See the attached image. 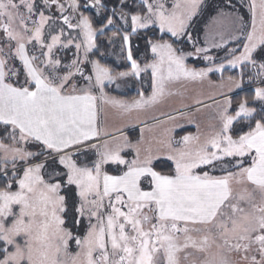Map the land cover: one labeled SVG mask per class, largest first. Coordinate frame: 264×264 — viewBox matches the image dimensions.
Listing matches in <instances>:
<instances>
[{
	"label": "snow or ice",
	"instance_id": "obj_1",
	"mask_svg": "<svg viewBox=\"0 0 264 264\" xmlns=\"http://www.w3.org/2000/svg\"><path fill=\"white\" fill-rule=\"evenodd\" d=\"M117 3L119 9L99 15L97 27L81 8L99 14L107 10L102 0H68L67 8L64 0H0V264H238L234 254L239 264H264V87L254 89L251 104L246 97L233 108L226 97L209 133L169 135L159 154L149 148L142 156L141 141L132 145L127 137L116 146L93 142L101 136L98 100L124 112L144 109L168 94L169 82L203 80L225 67L190 68L185 59L193 53L175 46L193 41L190 29L205 0ZM232 7V0H222L218 18L238 25L245 40L227 64L251 66L256 71L249 80L264 83V0L259 26L252 0L247 32L244 18L225 10ZM117 14L126 27L109 42L121 37L130 70L113 74L89 53L104 55L97 40L115 28ZM141 30L153 57L143 66L131 45ZM228 37L239 39L231 31ZM73 46L71 64L63 65L56 53ZM208 51L195 48L212 61ZM149 70L147 97L141 91L126 103L104 92L106 81ZM228 81L239 88L243 74ZM129 147L132 159L122 155ZM89 153L90 162L79 160ZM161 158L171 162L168 171L157 170ZM106 165H116V174ZM70 242L79 249L75 254Z\"/></svg>",
	"mask_w": 264,
	"mask_h": 264
},
{
	"label": "rangeland",
	"instance_id": "obj_2",
	"mask_svg": "<svg viewBox=\"0 0 264 264\" xmlns=\"http://www.w3.org/2000/svg\"><path fill=\"white\" fill-rule=\"evenodd\" d=\"M140 2V0H137ZM257 4V25L259 26L260 18V8L259 5L261 0H255ZM65 7L68 6V0H64ZM172 0H167V6H170ZM252 0H232L233 7L225 9L226 11L231 12L234 16L239 15L244 18V32L251 30V21L252 13L250 10ZM205 7L203 10L194 18V23L190 31L193 35V41H181V43L187 44L188 49L184 50L185 52H192L193 55L187 56L185 59V64L188 66L189 63H194L196 65H203L205 68L213 67L215 68L218 64H224V70L213 71L208 74L203 80H187L181 79L179 81H172L166 85V94L162 99L159 100L154 105L148 106L144 109H133L130 112H124L123 110L114 107L113 105L104 102L103 100L97 101V126L101 131V136L99 143L104 140H108L112 146L117 144H123L124 138L127 137L128 141L132 145H136L137 141H141L139 147L141 148V155L143 156L144 150L151 149L152 153L159 154L166 150L164 141L167 140L169 135L174 140H180L176 137L175 134L181 129L193 128L194 131L190 133L191 135H196L200 133H209L214 125L218 123V113L220 111V106L224 104L225 98H230L241 92L243 90L241 87L237 88L231 84L228 80L221 82H215L211 79V76L221 74L225 70H239L240 65H237L235 68L227 64V59L230 58L229 53L233 48L242 50L241 46L231 47V45H236L245 40V36L241 34L240 28L238 25H232L227 20H220L218 18V11L222 8V0H205ZM210 5V6H209ZM68 12L71 13V9H68ZM58 15V13H57ZM123 28H125L124 21ZM143 31V30H141ZM231 31L234 36H237L239 39L233 40L228 37V32ZM223 33L225 40L221 41L220 34ZM76 35V33H73ZM82 39V36L80 37ZM115 48L117 55L115 59L121 64V66H129V62L126 60V53L122 51V40L114 38ZM79 42V40L77 41ZM222 43L223 47L216 48L213 47V43ZM31 47V46H30ZM196 47H203L209 49L206 53L207 55L213 57L212 61H206L203 59L204 54H195ZM94 51V50H93ZM76 49L74 46L70 50L61 49L56 53L57 58H60L62 64L65 65V62L69 60L68 65L71 64V60L74 58V53ZM152 54V53H151ZM80 57L83 59L84 50L81 48ZM138 62H146L145 55H139L137 57ZM153 59V57H152ZM65 60V61H64ZM89 60L91 59V53H89ZM87 65L86 75L92 74L91 64L85 62ZM17 66L19 62L17 61ZM190 68H196L194 66H188ZM130 70V68H129ZM72 71H75L72 69ZM150 73V70L147 72ZM63 74V73H61ZM145 73H141V76ZM136 79V77H128L124 79ZM117 79L113 83L105 82V87L116 84L117 82L124 80ZM75 80L83 86L84 81L78 75L75 77ZM262 87L261 85H258ZM256 86V87H258ZM255 87V88H256ZM254 88V89H255ZM95 91V90H94ZM105 92V88H104ZM99 96V92L95 93ZM151 95V94H150ZM110 99H115L123 101L117 98L109 97ZM147 97V96H146ZM139 99V98H137ZM136 100V99H135ZM134 101V100H133ZM200 101V103H197ZM126 103H131L128 101H123ZM219 102V104L217 103ZM183 113V115H181ZM172 116L174 119L169 120L168 117ZM137 132V139L133 133H128L135 131ZM171 130V132H169ZM106 133V135H105ZM189 135V134H188ZM96 142V141H93ZM97 142V143H98ZM122 155L126 159H132L135 156V148L129 147L124 150ZM161 160H164L161 158ZM170 162V161H169ZM106 170L108 171L111 168L112 171L116 172V165H106ZM94 222V221H93ZM79 251L76 246L75 251H71L69 247V252L75 254ZM232 259L239 264V256L233 255Z\"/></svg>",
	"mask_w": 264,
	"mask_h": 264
},
{
	"label": "trees",
	"instance_id": "obj_3",
	"mask_svg": "<svg viewBox=\"0 0 264 264\" xmlns=\"http://www.w3.org/2000/svg\"><path fill=\"white\" fill-rule=\"evenodd\" d=\"M84 0H81V3H83ZM89 3H91V0H89ZM102 3L107 5V10L105 11L104 9H101L99 14L96 8L89 7L87 9L81 8V11L84 13V15L89 16L90 18L93 19L94 21V26L99 27V24L97 23L99 19V15L103 14H110L111 10L113 7H116L119 9V4L117 3V0H102ZM137 4L139 2L137 1ZM116 19V26L115 28H109L106 29L103 35H100L98 37L97 43L100 45V52L104 53L103 56H101L99 53L93 55L91 54V59L96 60L99 59L100 62L112 69L113 74L122 72V71H129V66L123 67L121 64L115 59V56L117 55L116 48H115V41L109 42L110 38H112V32L115 31L116 29H120L121 34L123 33V23L122 20H119V16L117 14ZM126 27V25H125ZM153 31L149 30L147 31V36L148 37H153ZM155 35H159L158 30L155 32ZM121 43V37L117 36L116 37ZM167 39V37H165ZM131 45L133 48V53L134 57L137 58L139 55H145L146 62H151L152 60V54L150 52V49H148L147 44H146V38H145V30L140 31L139 34H133L131 36ZM241 43H238L236 45H231V47L235 46H241ZM178 48H182L183 50H187L189 47L187 44H182L181 42H178L176 45ZM95 51V50H94ZM237 54H239V50L237 51ZM138 60V59H137ZM65 61V60H64ZM69 60L65 62V65H68ZM188 66H194L197 69L199 68H205L203 65H196L194 63H189ZM255 69H253L251 66H244L239 69V70H225L221 76L217 75H212L211 79L215 82H221L224 80H228V77L231 76L235 80H240L241 79V74H243V83H242V88L243 90L231 97L233 108L236 107V105L244 98H249V102L251 104V97L254 95V88L258 85L262 84V87H264V83H261L260 80H249V77L254 75ZM118 85V86H117ZM144 92L145 96H149L151 94V76L150 73H145L143 74L139 80L136 79H124L116 84H113L111 86L105 87V93L109 97L117 98L123 101H128L131 102L137 98H139V92ZM194 131L193 128H188V129H181L176 132L175 136L180 138L184 135H188ZM133 133L135 136V139H137V132L132 131L128 132ZM95 157L89 153L87 155H82L79 157L80 161L83 162H90L91 159H94ZM171 166V162L166 161V160H160L156 162V167L157 170H163V171H168L169 167ZM109 169L108 172L110 174H116V172L112 171L111 168ZM220 174V173H217ZM85 224H87V221H84ZM83 234V229L77 231L74 230V235H82ZM70 250L75 251L76 245L74 242H70ZM2 258V257H0Z\"/></svg>",
	"mask_w": 264,
	"mask_h": 264
},
{
	"label": "built area",
	"instance_id": "obj_4",
	"mask_svg": "<svg viewBox=\"0 0 264 264\" xmlns=\"http://www.w3.org/2000/svg\"><path fill=\"white\" fill-rule=\"evenodd\" d=\"M98 141L94 142V143H97ZM99 143V142H98Z\"/></svg>",
	"mask_w": 264,
	"mask_h": 264
}]
</instances>
